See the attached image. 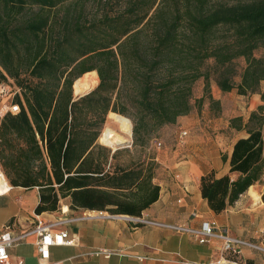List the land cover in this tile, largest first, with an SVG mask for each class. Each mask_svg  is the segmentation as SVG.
Masks as SVG:
<instances>
[{"label": "trees", "instance_id": "trees-1", "mask_svg": "<svg viewBox=\"0 0 264 264\" xmlns=\"http://www.w3.org/2000/svg\"><path fill=\"white\" fill-rule=\"evenodd\" d=\"M228 1L0 0V83L19 91L18 113L0 121V167L12 187L38 188L37 215L67 196L93 207L97 187L117 186L100 164L110 151L97 143L109 115L132 120L135 142L188 115L199 78L208 96L214 77L222 93L264 101V0ZM90 72L97 86L74 100L73 83ZM229 127L246 134L233 144L229 174L200 178L215 214L264 179V107Z\"/></svg>", "mask_w": 264, "mask_h": 264}, {"label": "crops", "instance_id": "crops-1", "mask_svg": "<svg viewBox=\"0 0 264 264\" xmlns=\"http://www.w3.org/2000/svg\"><path fill=\"white\" fill-rule=\"evenodd\" d=\"M15 92L19 93L17 89ZM233 93L236 94L235 91L222 93L216 86L211 98L223 107L222 96ZM8 104L17 106L10 97L2 99L0 121L9 112ZM235 117H238L236 113L228 117L223 126L234 134L224 152L220 127L198 120L186 130L182 142L186 148L198 146L195 155L189 152L168 155L160 149L153 155L146 144L142 153L135 155L136 145L132 140L126 147L112 149L100 164L104 174L114 173L118 177L117 186L97 187L90 201L93 207L72 206V199L67 196L59 200L56 211L37 215L38 188L12 187L5 178L10 190L0 195V234L8 227L13 236L22 237L8 248L11 261L14 264H206L220 259L222 241L209 238L200 243L196 236L182 230H200L206 222H215L231 237L264 249L261 200L264 179L249 187L220 214L212 212L200 194L203 175L213 172L220 178L229 174L233 144L246 136L228 128V121ZM222 156L226 157L225 162ZM230 177L235 179L237 175ZM153 186L159 189L156 201H153ZM37 219L57 224L56 230L66 231L74 245L52 247L49 259L41 260L34 232ZM262 249H243L244 264H264Z\"/></svg>", "mask_w": 264, "mask_h": 264}, {"label": "rangeland", "instance_id": "rangeland-1", "mask_svg": "<svg viewBox=\"0 0 264 264\" xmlns=\"http://www.w3.org/2000/svg\"><path fill=\"white\" fill-rule=\"evenodd\" d=\"M225 2L228 3H232L231 1L228 0H224ZM211 64V63H208ZM207 65H205L204 69L206 68ZM244 66V61L242 59L237 61V72L240 73L241 69ZM236 81H238V79H236ZM210 90H209V96L212 97V93H213V88H216L215 86V81H214V77H211L210 79ZM8 86H10L11 88V94H13L16 91V88H14L13 85H11L10 83H5ZM98 84V82H97ZM97 84L94 86V88L97 86ZM203 87H204V81L203 78H199L192 87V101L191 103L193 104L192 110L191 112L186 115L185 117L183 116L182 118H180V122L178 124H172V125H167L164 126L163 128H161L160 130H158L155 134H152L149 138L143 136L142 138H138L134 143L136 145V150H134V154L135 155H139L140 153H142V147L146 144L147 148L149 149V151L151 152V154L156 155V153L158 152L157 149H160L159 151H163L166 150L168 155H173V154H179V155H183V153H191L192 155H195V153L197 152L196 148H198V146H193V145H188V148H186L185 145H183L180 142L179 139V133L182 130H189V126H191L194 121H197L199 123H208L210 122L211 124H215L217 126L220 127L219 131L220 134L224 136L223 138V147L222 150L223 152L229 147L231 141L234 139V134L231 133L228 129H225L223 126L226 125V122L228 120V117H230L231 115H233L234 113H236V115H238V117H241L243 119V122L245 123L247 121V118L249 116V114L256 110L258 106H262L264 107V101H261L259 94H256V96L251 95V96H247L244 98H238L237 94L233 93L232 95H226V96H222V99L224 97V105L223 107H219L217 108L216 106L212 105L209 101V96L207 94L204 93L203 91ZM264 91V84H262L260 86L259 92ZM216 95V93H215ZM13 95L11 98V100H13ZM202 98V103L200 105L195 104V101ZM1 102V101H0ZM10 105L8 104L7 106V110L10 108ZM119 115V114H117ZM126 119H128L131 123L132 129H131V134L129 136V141H134L133 138V122L132 120L127 117V116H123L120 115ZM202 118V120H201ZM108 122V119L106 118V122L105 125L102 129V131L104 130V128L106 127ZM229 123V121H228ZM182 126L184 128H182ZM111 127L116 131V132H120L119 128L116 127L115 125L111 124ZM228 128L229 124H228ZM234 132V131H233ZM102 133V132H101ZM101 135V134H100ZM100 137V136H99ZM143 139V141H142ZM160 142L161 143V147L157 148L156 143ZM189 142V140H188ZM187 142V144H188ZM98 144L101 145L103 148L111 151L112 149L103 145L102 143L99 142V138H98Z\"/></svg>", "mask_w": 264, "mask_h": 264}, {"label": "built area", "instance_id": "built-area-1", "mask_svg": "<svg viewBox=\"0 0 264 264\" xmlns=\"http://www.w3.org/2000/svg\"><path fill=\"white\" fill-rule=\"evenodd\" d=\"M16 92L11 94V88L5 83H0V101L2 99L14 96ZM9 113L16 114L19 111L18 106L10 107ZM187 136V132L182 130L179 133L180 142ZM157 148L161 147V143H156ZM5 181L4 174L0 167V182ZM10 190V187L5 189L1 194H4ZM57 224H47L42 220L37 219L34 232L37 235L36 248L41 260H48L50 256V249L55 246H72L74 240L69 237L68 233L63 230H56ZM199 239L200 243L206 242L209 238H218L223 243L222 255L220 259L214 262H208L206 264H244L242 261V250L252 249L260 250L262 248L244 240H240L228 235L225 231L218 228L215 222H206L202 225L200 230H185ZM264 236V235H262ZM22 237L13 236L8 230V227L0 234V264H14L8 254V248L18 243ZM264 250V249H262ZM104 254V252H97ZM18 264H21L20 262Z\"/></svg>", "mask_w": 264, "mask_h": 264}, {"label": "bare ground", "instance_id": "bare-ground-1", "mask_svg": "<svg viewBox=\"0 0 264 264\" xmlns=\"http://www.w3.org/2000/svg\"><path fill=\"white\" fill-rule=\"evenodd\" d=\"M97 82L98 77L96 72H90L84 74L74 82V89L77 93H85L92 89ZM111 124L118 127L120 132H116L111 127ZM130 134L131 123L128 119L118 115H109L107 125L99 137V142L111 149L120 148L129 143ZM8 187L9 185L6 180L3 183L0 182V193Z\"/></svg>", "mask_w": 264, "mask_h": 264}, {"label": "water", "instance_id": "water-1", "mask_svg": "<svg viewBox=\"0 0 264 264\" xmlns=\"http://www.w3.org/2000/svg\"><path fill=\"white\" fill-rule=\"evenodd\" d=\"M92 90H94V87H93L92 89L88 90V91L85 92V93H77V92L75 91V89H74V83H73V86H72V97H73L74 100H75V99H78V98H80V97H82V96L87 95V94L90 93ZM131 129H132V126H131ZM131 133H132V132H131ZM128 145H129V143L126 144V145L123 146V147H126V146H128ZM116 149H117V148H116Z\"/></svg>", "mask_w": 264, "mask_h": 264}]
</instances>
